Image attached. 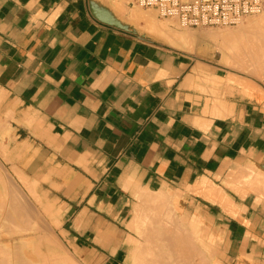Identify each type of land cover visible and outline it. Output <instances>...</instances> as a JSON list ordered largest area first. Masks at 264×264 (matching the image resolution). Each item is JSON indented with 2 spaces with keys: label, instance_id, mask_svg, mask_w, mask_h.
Listing matches in <instances>:
<instances>
[{
  "label": "crops",
  "instance_id": "0c3cea01",
  "mask_svg": "<svg viewBox=\"0 0 264 264\" xmlns=\"http://www.w3.org/2000/svg\"><path fill=\"white\" fill-rule=\"evenodd\" d=\"M101 1L0 0V264H264V69Z\"/></svg>",
  "mask_w": 264,
  "mask_h": 264
},
{
  "label": "bare ground",
  "instance_id": "6f19581e",
  "mask_svg": "<svg viewBox=\"0 0 264 264\" xmlns=\"http://www.w3.org/2000/svg\"><path fill=\"white\" fill-rule=\"evenodd\" d=\"M103 1H106L107 2V4H108V6H110V8L111 9H120L121 11H122V9L121 8H118V7H120L119 5V3L118 4H116V3H114V2H110V1H107V0H103ZM109 8V7H108ZM122 8H124V7H122ZM117 10V11H118ZM263 10H264V6H263ZM111 12V11H110ZM263 12V11H262ZM261 12V13H262ZM260 13V14H261ZM257 15H259V14H257ZM249 17V16H248ZM248 17H246V18H248ZM131 18V17H130ZM134 18V19H133ZM140 18H144V19H148V17H147V15H144V13H141V12H135V16H133L131 19H133V20H135V21H137V19L138 20H140ZM147 27H146V29H145V31H147V33H148V35L149 36H152V38H155L156 40H159V41H161V42H163V43H166V44H169L170 46H173V47H178V48H183V49H185V50H188L189 52H194L195 51V48H196V45H197V40H196V38H194L193 37V35L192 34H189V33H186V32H180L177 28H175L174 27V25L172 24V25H170V26H168V27H166V28H161V27H159L157 24H155V22H153V20H147ZM242 22V21H241ZM240 22V23H241ZM138 23V22H137ZM243 24V23H242ZM245 34H247V35H250V36H245ZM198 36H201L202 38H207V39H212L214 36H218L219 38H220V40H221V43H220V45H219V47L220 48H222V49H224V50H227L228 52H229V55L231 56V58L230 59H232V62H235V61H237V62H249V63H257V62H263V64H264V17H262L260 20L259 19H257L256 21L254 20V19H248L247 20V22L245 23V24H243V26H242V28H240V29H237V30H233V29H230V28H225V29H222V30H219V31H216V32H214V33H208V34H205V35H202V34H200V35H198ZM229 60V59H228ZM229 62H230V60H229ZM231 62V63H232ZM237 62H235V64L237 63ZM248 63V64H249ZM232 64H234V63H232ZM239 64V63H238ZM255 65V64H254ZM0 178H2V177H0ZM2 182H4L3 180H2ZM1 182V180H0V189H3V190H5V191H7V189H6V187H5V185L3 184ZM17 187H14V185L13 184H11V190H13V195L14 194H18V192L20 191L19 189L17 190L16 189ZM160 203V202H159ZM12 210L10 211L11 212V218L12 219H17V217L19 216V214H17L16 215V213H17V211H16V207L14 206V207H12L11 208ZM18 213H20V211H18ZM12 216H14V218L12 217ZM15 216H16V218H15ZM158 216V215H157ZM156 216V217H157ZM18 220H19V218H18ZM158 220H160L159 218H158ZM156 221H157V219H156ZM162 223H163V221H162ZM162 225V224H161ZM167 226H168V224H166ZM165 225V226H166ZM165 227V229L161 232V234L163 233V237H165L166 235H167V233L168 232H170V231H168V227ZM172 226H173V223H172ZM175 226V225H174ZM173 226V231H174V227ZM177 226V225H176ZM178 227V226H177ZM176 227V228H177ZM155 230H156V228L155 227H153ZM164 228V227H163ZM168 228V229H167ZM171 228V227H170ZM151 230H152V228H150ZM149 229V230H150ZM167 229V230H166ZM178 229V228H177ZM186 229V228H185ZM180 230V229H179ZM178 230V232H179V234L184 238V236H188L187 234L189 233H186V232H184L185 234H183V233H180V231ZM164 231L166 232V233H164ZM168 231V232H167ZM154 232H156V231H154ZM152 233V234H148V233H150V232H148L147 234H148V236H150V235H152V236H157L156 234L157 233ZM175 232H177L176 231V229H175V231L173 232V233H175ZM178 232L177 233H175V235L176 234H178ZM146 233V232H145ZM164 234H166L165 236H164ZM183 234V235H182ZM159 236H161L160 235V233L158 234ZM170 234H168L167 236H166V241H167V237H168V240L170 239L171 240V238H173L174 236H173V234L172 235H170V236H172V237H170L169 236ZM179 235V236H180ZM190 235V234H189ZM191 236V235H190ZM147 237V236H146ZM151 237V236H150ZM170 237V238H169ZM178 237V235L176 236V237H174L173 238V240H171L170 241V243H168V241L166 242V243H168V244H172L171 242H173L174 240V243H175V245H174V243L171 245V246H169L168 244H167V246H169V249H168V251L167 252H165V253H161L162 251H165L164 249L165 248H168L167 246L160 252L158 249H159V247H156L157 245H158V243L160 242V241H162V240H160L157 244H156V241H155V252H156V258L158 257V259H157V261L156 262H154V260L156 259V258H154V260L153 259H151V257H149V255L147 256H144L145 255V251H143V253L142 254H144L143 256H138V257H135V255L138 253V251H137V253L134 255V257L135 258H137V259H135L134 257V260H136V261H134L135 262V264H149V262H148V259L151 261V263L150 264H152V260H153V264H159V263H161V261L162 262H164L163 261V257H164V254H166L165 255V257L164 258H166V260H167V258H168V263L169 264H187L186 262H192V264H195V262H197V261H199V262H197L198 264H201V263H203L204 262V259H207V258H204V259H202V257H200V255L199 256H197L198 254H200L199 253V251H193V250H195V249H197L198 250V248H195V247H197L196 246V244H194V246L192 245L193 244V242H191L190 244H191V246H193L194 247V249L192 250V247H191V249L190 250H192V251H188V247H187V244L186 243H188L187 242V240L188 239H183L182 237H179V238H181L182 239V241H179V238H177ZM145 238V237H144ZM186 238H188V237H186ZM190 238V237H189ZM148 239V238H147ZM151 239V238H150ZM154 239V238H153ZM180 239V240H181ZM191 239V241H193L192 240V238H190ZM189 239V240H190ZM146 240V239H145ZM156 240H158V238L156 239ZM176 240H178V241H176ZM183 240H186V242L184 241L183 242ZM147 241V240H146ZM164 241V240H163ZM163 241H162V243H163ZM145 242V241H144ZM148 242V241H147ZM152 242H154V241H152ZM165 242V241H164ZM178 242H179V244H178ZM182 242L183 243H185V247H187V248H184V245L182 244ZM148 244H150L149 242H148ZM148 244H146V246L148 245ZM154 243H151V245H153ZM182 245V248L183 249H180L181 246ZM189 245V244H188ZM144 246V245H143ZM143 246H142V248H140L141 249V251H142V249H143ZM159 246H161V243H160V245ZM190 246V245H189ZM149 247V246H148ZM154 247V245L153 246H150V249L151 248H153ZM190 248V247H189ZM139 249V250H140ZM145 249H146V247H145ZM187 249V250H186ZM200 249V248H199ZM148 249H146V251H147ZM167 250V249H166ZM183 251V253H184V250H185V255H183V253H182V251ZM151 251V250H150ZM189 253H188V252ZM145 252V253H144ZM153 252V251H152ZM155 252H153L154 253V255H155ZM198 252V254L196 255V253ZM202 252V251H201ZM141 253V252H140ZM140 253H138L137 255H139ZM147 253H149V251L147 252ZM186 253H188L187 255H186ZM191 253V254H190ZM150 254H151V252H150ZM141 255V254H140ZM158 255V256H157ZM161 256V257H160ZM205 256V255H204ZM203 256V257H204ZM149 257V258H148ZM160 257V258H159ZM198 257V259H197V261H196V258ZM200 257V258H199ZM202 259V260H201ZM159 261V263H157ZM203 261V262H202ZM206 261V260H205ZM188 262V263H189ZM196 263V264H197ZM161 264H165V262L164 263H161ZM203 264H210V261L208 260V261H206L205 263H203Z\"/></svg>",
  "mask_w": 264,
  "mask_h": 264
},
{
  "label": "built area",
  "instance_id": "2783aa9c",
  "mask_svg": "<svg viewBox=\"0 0 264 264\" xmlns=\"http://www.w3.org/2000/svg\"><path fill=\"white\" fill-rule=\"evenodd\" d=\"M154 9L161 18H176L183 27L210 28L238 25L263 11L264 0H128Z\"/></svg>",
  "mask_w": 264,
  "mask_h": 264
},
{
  "label": "rangeland",
  "instance_id": "374dc122",
  "mask_svg": "<svg viewBox=\"0 0 264 264\" xmlns=\"http://www.w3.org/2000/svg\"><path fill=\"white\" fill-rule=\"evenodd\" d=\"M107 1H112V2H114V3H116V4H118L117 2H119V6L120 7H118V8H121L122 9V11L119 9H112L113 10V12L114 11H117L118 13H123V12H125V9L124 8H122V7H124L123 5H122V3L123 2H126V0H107ZM101 2H106V1H101ZM106 6V8H107V10H108V12L110 13V9L108 8L109 6H108V4L107 5H105ZM136 9H138V11H135V12H141V13H144V15H146L145 13L146 12H148L149 14H150V16L148 17V19L149 20H153V22H155V24H157L159 27H161V28H166V27H168V26H170V25H174V27L175 28H177L180 32H186V33H189V34H192L193 35V37L194 38H196V40H197V43H199L202 39V37L201 36H198V35H195V34H197V32H201V34L202 35H205V34H208V33H214V32H216V31H219V30H222V29H225V28H230V29H233V30H237V29H240V28H242V26H243V24H245L246 23V21L248 20V19H254L255 21L257 20V19H261L262 17H264V10H263V12L261 13V14H259V15H256V16H249L248 18H245L241 23H239L238 25H235V26H221V27H208V28H187V27H183V26H181V24L179 23V21H178V19H176V18H161L160 16H159V14H158V12L156 11V10H154V9H143V8H139V7H136ZM161 22V23H160ZM162 23H165V24H162ZM243 23V24H242ZM203 30H206V32L205 31H203ZM208 30V31H207ZM200 35V34H199ZM203 39H205V38H203ZM207 39V38H206ZM213 40L215 39L216 40V42H215V44L217 45V46H219L220 45V43H221V40H220V38L218 37V36H214L213 38H212ZM166 44V43H165ZM167 45H169V44H167ZM170 46V45H169ZM171 47H173V46H171ZM174 48H176V47H174ZM177 49H179V50H183V51H186V52H189L188 50H185V49H183V48H178L177 47ZM191 53H193V52H191ZM244 62V61H243ZM249 63V62H248ZM251 64H255V65H257V66H259V67H261L262 69H264V64H263V62H257V63H251ZM231 65H233V64H231ZM0 177H2V178H0V180H1V182H2V180L4 181V182H2L4 185L6 184V182H5V178L1 175V173H0ZM12 183H10L9 185H8V183L5 185V187H6V189H7V193H8V200H16L15 198H14V195H13V190H11V185ZM17 202H15V207H16V211L18 210V211H20L19 210V207L22 205V203L21 202H18V200H16ZM12 207H14V205H11ZM8 208V207H7ZM12 209H9V212L11 211ZM18 211H17V213H16V215L17 214H19V216L17 217V219H15V220H18V218L19 217H21L20 216V213H18ZM13 218H14V216H12ZM15 218H16V216H15ZM7 219L5 218V216H3V217H0V222L1 221H6ZM10 221H8L9 223L10 222H14L15 220L14 219H9ZM20 220V219H19ZM19 227H17V228H12V227H10V228H8V231L10 230L11 231V233L10 234H7V235H14V234H18V233H20V230L18 229ZM16 231H19L18 233H16ZM6 234V233H5ZM27 243H29V242H27ZM33 244L34 243H30V244H28L29 246H32L33 247ZM18 245V244H17ZM40 248L41 249H43V247L42 246H40ZM41 249H39V251L41 250ZM10 255H11V258L12 259H14L15 257H14V254H13V252L11 251V253H10Z\"/></svg>",
  "mask_w": 264,
  "mask_h": 264
}]
</instances>
